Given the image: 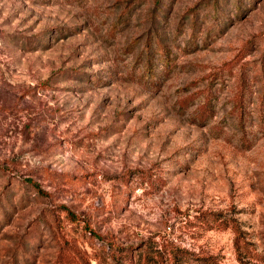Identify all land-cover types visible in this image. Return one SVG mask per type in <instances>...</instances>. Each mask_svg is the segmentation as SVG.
<instances>
[{
  "label": "rangeland",
  "instance_id": "obj_1",
  "mask_svg": "<svg viewBox=\"0 0 264 264\" xmlns=\"http://www.w3.org/2000/svg\"><path fill=\"white\" fill-rule=\"evenodd\" d=\"M234 228L264 264V0H0V264H241Z\"/></svg>",
  "mask_w": 264,
  "mask_h": 264
},
{
  "label": "trees",
  "instance_id": "obj_2",
  "mask_svg": "<svg viewBox=\"0 0 264 264\" xmlns=\"http://www.w3.org/2000/svg\"><path fill=\"white\" fill-rule=\"evenodd\" d=\"M68 212V211H67ZM68 217L73 222H78L80 220V217H78L75 214L67 213ZM212 219V223H219L223 222L220 215L217 214H210ZM222 224V223H220ZM234 231L236 232V251L238 253L239 260L241 264H248L243 261L244 258H251L250 257V251L245 247L244 239L241 237V233L238 231V229L234 228ZM111 252L115 253V251H119L122 254H125L127 256L128 260L131 261H141V259L144 257V260L147 262H150L152 264H168V259H166L165 256L168 254L170 256L169 262L171 264H221L218 262V260L215 257H194V255L188 253L187 251H182L180 249H168L167 246L164 247L162 250H155L151 247H148L145 249L144 253H141L142 249L138 250L135 247H128L127 249H122L115 245V243H112L110 245Z\"/></svg>",
  "mask_w": 264,
  "mask_h": 264
}]
</instances>
